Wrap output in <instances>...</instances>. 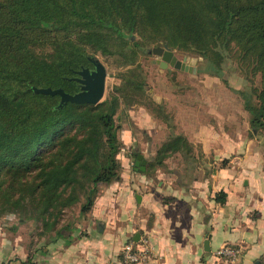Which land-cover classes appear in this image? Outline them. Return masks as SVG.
<instances>
[{
  "label": "trees",
  "instance_id": "1",
  "mask_svg": "<svg viewBox=\"0 0 264 264\" xmlns=\"http://www.w3.org/2000/svg\"><path fill=\"white\" fill-rule=\"evenodd\" d=\"M162 42L202 56L212 74L222 75L231 57L258 76L259 85L240 93L252 132L264 131V0H0V214L18 212L37 222L41 238L72 241L103 186L121 176L116 114L123 101L147 103L136 62L139 50ZM97 53L126 66L97 103L60 104V94L35 91H79L72 77L93 67ZM173 151L194 158L192 143L177 134L157 163ZM215 199L224 203L227 192Z\"/></svg>",
  "mask_w": 264,
  "mask_h": 264
},
{
  "label": "crops",
  "instance_id": "2",
  "mask_svg": "<svg viewBox=\"0 0 264 264\" xmlns=\"http://www.w3.org/2000/svg\"><path fill=\"white\" fill-rule=\"evenodd\" d=\"M229 150L220 153L226 164L210 175L174 185L160 180L157 186L129 165L127 151L120 178L103 186L70 243L43 236L30 247L18 238H1L0 264H117L124 243L137 232L138 241L147 236L154 246L150 264H259L264 261V155L256 162L250 150L243 162L234 163L238 154ZM221 190L227 192L224 203L215 199ZM224 244L242 247L238 261L215 255Z\"/></svg>",
  "mask_w": 264,
  "mask_h": 264
},
{
  "label": "rangeland",
  "instance_id": "3",
  "mask_svg": "<svg viewBox=\"0 0 264 264\" xmlns=\"http://www.w3.org/2000/svg\"><path fill=\"white\" fill-rule=\"evenodd\" d=\"M132 38L135 40L140 36ZM155 45L158 44H148L139 50L136 62L146 77L147 103L123 101L116 114L122 125L120 136L123 141L128 131V145H131L127 149L130 152L127 153L129 165L136 169L132 156L143 153L147 160L146 169H136L137 173L157 186L160 180L173 181L174 185L177 181L210 175L228 161L221 158L220 153L232 148L229 151L238 154L233 157L234 163L237 160L243 162L250 150L258 162L256 156L264 155V131L252 132L250 114L244 107L240 90L259 85V77H252L251 72L231 57L223 64L222 75L212 74L204 68L206 64L202 56L177 48H172L176 55L181 59L186 57L188 64L196 66V71L194 67L192 70L179 69L170 63L164 66L159 55L149 52ZM97 55L107 69L103 99L114 91L115 84L121 82L119 71L126 66L119 65L115 58L101 53ZM177 134L185 135L192 143L194 158L186 152L173 151L162 164L157 163L156 157L163 142ZM123 146L127 147L125 142ZM120 158L123 163L122 156ZM78 211L79 206H76L68 211L66 218L75 217ZM38 231L37 222L22 220L18 212L0 214V239L18 238L21 244L31 247L41 239Z\"/></svg>",
  "mask_w": 264,
  "mask_h": 264
},
{
  "label": "water",
  "instance_id": "4",
  "mask_svg": "<svg viewBox=\"0 0 264 264\" xmlns=\"http://www.w3.org/2000/svg\"><path fill=\"white\" fill-rule=\"evenodd\" d=\"M150 52L159 55L162 59L160 60L161 65H168L170 63L172 66L179 69H190L196 66L190 65L186 62V57L183 59L179 58L175 51L164 42L153 46ZM95 68L91 69L89 66H85L81 69L76 70L79 75L73 76L80 83V90L74 93L65 90L63 87H52V86H37L34 87L35 91L46 93V94H60L61 100L60 104L66 103L68 101L77 103H97L105 92L107 69L105 64L98 57H91ZM132 159L136 169L145 170L147 160L144 154L137 152L133 154ZM140 198V194H138ZM140 233L137 232L134 239L138 240ZM205 246L209 249V240L206 239Z\"/></svg>",
  "mask_w": 264,
  "mask_h": 264
},
{
  "label": "built area",
  "instance_id": "5",
  "mask_svg": "<svg viewBox=\"0 0 264 264\" xmlns=\"http://www.w3.org/2000/svg\"><path fill=\"white\" fill-rule=\"evenodd\" d=\"M126 147H122V151L125 152ZM242 247L232 244H224L215 250V255L225 256L231 261H238L242 255ZM156 255L154 246L150 239L142 237L139 241L129 239L122 247L121 256L117 264H150V259ZM259 264H264L260 262Z\"/></svg>",
  "mask_w": 264,
  "mask_h": 264
},
{
  "label": "flooded vegetation",
  "instance_id": "6",
  "mask_svg": "<svg viewBox=\"0 0 264 264\" xmlns=\"http://www.w3.org/2000/svg\"><path fill=\"white\" fill-rule=\"evenodd\" d=\"M91 69H94L95 68V66H93V67H91V66H89ZM78 74V73H77ZM79 75V74H78Z\"/></svg>",
  "mask_w": 264,
  "mask_h": 264
}]
</instances>
